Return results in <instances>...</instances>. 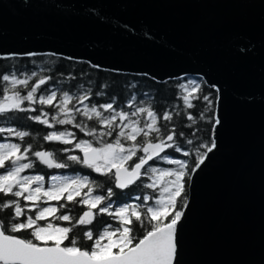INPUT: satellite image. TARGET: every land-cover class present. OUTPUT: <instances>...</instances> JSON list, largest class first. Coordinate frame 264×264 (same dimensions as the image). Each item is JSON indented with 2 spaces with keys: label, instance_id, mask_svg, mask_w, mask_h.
Wrapping results in <instances>:
<instances>
[{
  "label": "water",
  "instance_id": "obj_1",
  "mask_svg": "<svg viewBox=\"0 0 264 264\" xmlns=\"http://www.w3.org/2000/svg\"><path fill=\"white\" fill-rule=\"evenodd\" d=\"M0 53L212 88L217 147L191 173L177 264H264V0H0Z\"/></svg>",
  "mask_w": 264,
  "mask_h": 264
},
{
  "label": "snow or ice",
  "instance_id": "obj_2",
  "mask_svg": "<svg viewBox=\"0 0 264 264\" xmlns=\"http://www.w3.org/2000/svg\"><path fill=\"white\" fill-rule=\"evenodd\" d=\"M17 55L19 54L0 53V59H10ZM49 79L51 77L40 75L36 71L23 76L16 72L0 73V84L3 86L0 89V136L20 141L0 142V169L4 170V173L0 174V194L16 198L0 202V212L9 208L13 210L7 223L0 220V264H177V226L184 215L183 209L188 205L186 180L190 181L191 175L188 174L189 165L186 160L161 156L166 149L172 148L178 153L182 152L185 157L190 155L176 143L175 129H168L166 124L158 123L161 119L171 122L172 113L165 111L162 116H158L151 106L135 107L134 96L129 104L134 110L130 113L117 111L113 103L101 104V112L95 104L89 106L85 103L90 99L89 91L81 95L65 91L58 95L56 90L44 89L47 94H43L42 86H45ZM189 84H180L179 88L183 92L181 98L187 120L192 122L189 125L191 127L195 124L196 117L187 110L195 107L193 99L202 98L207 102L205 111L212 109L213 102L208 95H199L202 91L200 84ZM103 87L106 85H102ZM46 108L54 109L51 117L44 110ZM34 112L39 114L21 115ZM105 112L108 115H104ZM77 116L83 119L77 122ZM141 116L146 119L141 120ZM24 119L48 128H53L54 125H72L86 136L92 137V140H77L73 148L78 150L80 155L68 154L67 161L90 168L103 176H114L115 188L121 191L136 184L143 175H147L150 182L144 184V187L153 191L159 188L154 204H149L152 197L145 195L143 206L124 204L113 208L112 203L108 202L115 195L113 189L108 188L107 196L94 195L99 185L87 176L52 175L45 186L44 175L24 174L37 164L48 169H63L69 166L67 162L58 160L53 151H34L30 143L22 146L25 139L31 135L30 132L10 125L13 120ZM200 119H205L203 113ZM213 119V136L209 143L199 145L195 167L190 169L191 173H195L208 154L217 147L214 133L221 121L215 117ZM93 120L100 126L99 131L88 125L87 121ZM113 133L115 139L111 142L103 139ZM138 137H142V140H138ZM43 139L47 142L56 141L72 145L76 137L75 133L65 129L50 131ZM187 143L191 145L194 141L188 139ZM72 150L64 148L62 151L70 153ZM138 152L143 155L137 156ZM32 157H35V160ZM134 157L135 162L129 164ZM154 159L164 160L175 167L145 169L148 162ZM84 189L87 191L82 195ZM21 198L25 202H31V207L27 204L22 206ZM136 199L139 200L140 197ZM62 200L64 203H60ZM51 201H56L57 205H49ZM42 204L49 206H41ZM68 204H80L86 206L87 210L76 217L70 214L72 209L67 208ZM26 207L27 211L34 212V215H27ZM66 208L69 214L60 211ZM93 209L96 210L95 213ZM58 212L60 214L55 219L67 222V226H56L51 222L46 225L39 223ZM100 214H108L117 221L119 227L108 225L96 235L92 229L86 228L83 237L92 243L81 248L77 235L70 233L77 227L93 224L95 216ZM21 216H26V219L21 220ZM140 229L143 230V235L137 239L136 233ZM23 232H27L30 238L16 235ZM65 241L69 243L65 244Z\"/></svg>",
  "mask_w": 264,
  "mask_h": 264
},
{
  "label": "trees",
  "instance_id": "obj_3",
  "mask_svg": "<svg viewBox=\"0 0 264 264\" xmlns=\"http://www.w3.org/2000/svg\"><path fill=\"white\" fill-rule=\"evenodd\" d=\"M36 71L40 75L51 77L48 80V83L45 86H42L41 92L43 94H47L44 89L56 90L58 95L67 91L69 94L81 95L85 91H89L91 93L90 99L86 101V104L91 106L95 104L99 109L101 104L105 103H113L114 109L117 111L123 110L125 112H131L134 110V107H129V104L132 102L133 96L135 97L134 106H151L154 111L157 112L158 116H162L165 111L172 113L173 119L171 122H165L162 119L158 121L160 125H167L168 129H175L176 133V143L179 144L184 151H188L190 153L189 156L185 157L182 152H176L174 148L168 149L164 156H169V158L186 160L189 165L188 174L191 175L190 169L195 167L196 161V152L201 143H209L212 138V124L214 123V113H215V102L217 98L216 92L207 87L201 80L199 79H191L185 78L182 80L176 81H167L164 83H157L147 77L143 76H134V75H123L116 74L107 71H101L95 69L84 62H75L69 61L62 58H57L53 56H35L30 58H10L0 60V73L8 74L10 72H16L18 75H30L31 72ZM196 81L197 84L201 86V93L199 94L201 97L203 95H208L209 99L213 102L212 109L209 111H205L207 108V102L203 101V99H193V104L195 107L193 109H188L187 112L196 117L195 124L191 127L189 125L192 123L187 120L185 114V108L182 100L183 92L180 90L179 85L184 84L185 82ZM31 83V81H30ZM102 85H106V87L102 88ZM2 84H0V89H2ZM97 93H100L97 95ZM26 94V93H22ZM2 95V92H0ZM194 96L196 94H193ZM39 108V106H37ZM80 107V105H77ZM49 113V117L54 114V109L46 108L44 109ZM103 112V109H99ZM204 114L205 119L201 120L200 115ZM38 112L34 113H23L21 115H38ZM104 115H108V113H103ZM77 122H80L83 118L81 116H77ZM141 120L146 119L145 116L140 117ZM89 126H93L100 130V126L95 123V121H87ZM10 126L18 127L21 130H28L30 132V136L25 139L22 146H27V144H32L33 150H46L53 151L56 155V158L60 161H64L68 163L67 168L63 169H48L43 165L37 164V166L33 169L27 170L24 174H40L45 176V181L47 186V180L52 175H63V176H76L82 175L87 176L90 180H92L95 184H98L94 191V195H105L107 196V190L111 187L115 193L111 198L109 203H112L113 208L117 206H123L124 204H140L143 206V197L145 195H149L152 199L149 201V204L153 203V198L157 195V190L153 191L152 189H148L144 187V184L147 183L148 178L142 177L139 182L135 185L129 187L124 191L117 190L115 188L114 178L100 175L94 172L92 169L84 167L80 164H75L67 161V155H80L78 150L73 148L74 143L77 140H92V137L86 136L83 132H81L78 128L73 127L72 125H54L53 128H48L45 125L40 123H35L31 120H13ZM67 129L75 133L76 139L73 141L72 145H64L60 142H47L43 139V137L50 131H64ZM195 132V135L193 133ZM180 133L184 135L181 136ZM107 142H111L115 139V133L112 136H106L103 138ZM138 140H142V137H138ZM191 139L194 141L193 144H188L187 140ZM0 142H16L19 143V140L12 138H5L0 136ZM130 144L131 142H127ZM94 146H98L95 145ZM64 148L73 149L70 153H65L62 150ZM200 151H204V149H199ZM143 155L142 152H138L137 156ZM35 160V157H32ZM136 158H133V161H130L129 164L135 162ZM155 167V168H173L174 165L168 164L164 160H156L152 162L150 165L146 167ZM4 173L3 169H0V174ZM188 183L187 184V197H188ZM87 189H84L86 192ZM140 197V199H136ZM9 199H16L11 196H4L0 194V202ZM79 199V197H77ZM22 206L25 204L28 207H31V202H25L22 198L20 200ZM60 203H64V201H60ZM55 207L57 205L56 201H53ZM67 208L72 209L70 213L73 216L78 217L82 215L84 211L87 210L86 206L80 204H68ZM66 209H61L60 211L64 214H69ZM13 210L9 208L5 212H0V220H4L5 223L8 222V219L12 215ZM25 212L27 215H34V212H28L27 207L25 208ZM95 213L96 210L93 209ZM60 213H54L51 216H48L45 221H40L41 225H44L47 220H53V224L56 226H67V222L60 221L55 219L57 215ZM21 220L26 219V216H21ZM111 225L113 228L119 227L117 221L113 220L108 214H100L96 215L93 221V224L87 226L77 227L73 233L70 235H77L79 240V246L81 248H85L86 246L91 245L92 241L85 240L83 237V232L87 229H92L94 235H96L99 231H101L104 227ZM137 228L139 226L137 225ZM16 235H20L24 238H30L27 232L18 233ZM137 239L142 237L143 230L140 229L136 233ZM68 241H65V244H68Z\"/></svg>",
  "mask_w": 264,
  "mask_h": 264
},
{
  "label": "rangeland",
  "instance_id": "obj_4",
  "mask_svg": "<svg viewBox=\"0 0 264 264\" xmlns=\"http://www.w3.org/2000/svg\"><path fill=\"white\" fill-rule=\"evenodd\" d=\"M191 82H193V83H197L196 81H191ZM184 84H189V82H185ZM189 86H191L190 84H189ZM3 174V173H2ZM144 177H146L147 178V175H144ZM165 179H170V178H165ZM150 181L148 180L147 181V183H149ZM157 191H159V188H158V190ZM158 193V192H157ZM157 197V195L155 196V198ZM155 198H153V203L152 204H154V200H155ZM143 201V200H142ZM51 223L53 222V220L51 219V221H50ZM48 223V222H47ZM46 223V224H47ZM45 224V225H46Z\"/></svg>",
  "mask_w": 264,
  "mask_h": 264
},
{
  "label": "flooded vegetation",
  "instance_id": "obj_5",
  "mask_svg": "<svg viewBox=\"0 0 264 264\" xmlns=\"http://www.w3.org/2000/svg\"><path fill=\"white\" fill-rule=\"evenodd\" d=\"M158 160H159V159H158ZM145 169H146V168H145ZM143 176H144V175H143ZM49 179H50V178H49ZM49 179H48V180H49ZM48 180H47V181H48ZM49 205L54 206L53 201L49 202ZM49 205H43V204H42L41 206H49ZM43 221H45V220H43ZM50 221H51V220H47V221L45 222V224H46L47 222H50ZM45 224H44V225H45ZM103 242H107V241H103Z\"/></svg>",
  "mask_w": 264,
  "mask_h": 264
}]
</instances>
